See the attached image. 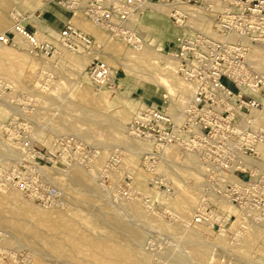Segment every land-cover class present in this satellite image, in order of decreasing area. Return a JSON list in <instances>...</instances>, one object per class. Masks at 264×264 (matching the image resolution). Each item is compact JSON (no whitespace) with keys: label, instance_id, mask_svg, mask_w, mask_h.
I'll use <instances>...</instances> for the list:
<instances>
[{"label":"rangeland","instance_id":"rangeland-1","mask_svg":"<svg viewBox=\"0 0 264 264\" xmlns=\"http://www.w3.org/2000/svg\"><path fill=\"white\" fill-rule=\"evenodd\" d=\"M27 7L29 10H27ZM16 9H19L24 17H27L34 12L35 15L42 20V30L44 33L53 38H56V34H58L59 31L70 21L79 30L93 39L94 45L92 49L87 52V59L93 57L97 52L102 56L100 60L106 61L108 58L107 64L111 63L110 65L113 70L118 71V81L115 90H111V92H108L107 90L97 91L91 84L87 74L86 68L88 66V61L86 62L87 64L85 63V68H82L79 59H77V63H74L69 60V57H67L72 55L75 58V56L79 55L84 59L83 55L80 53H70V50L68 51L67 49L63 51V54H66V56L58 55L54 52L53 56L48 57L47 60L44 61L45 58L33 57V55L29 53L27 46L24 47L19 45L18 41L13 45H2L3 49L7 51L5 53H0V82L4 84V88L0 91V108H6L7 110L5 111L7 114L0 116V166H3L6 171H10L17 165L16 159H18L19 153L12 143L10 144L14 149L12 150L13 153L10 155L4 154L8 147L6 146L3 132L4 124L9 121L10 118L16 116L17 119L26 120L30 127L29 132L35 142L34 145L38 150L43 151L44 153L48 152L49 148L52 146V142L57 137L74 136L78 141H81V144L85 147L84 155L77 150L76 147L67 143L65 145L63 144L64 146L58 149L57 154H63V156L68 157V159H65V161L60 159V163L57 165L52 163L48 164L47 168L59 169L58 172L61 171L59 173H62L64 178V175H67L69 170H71V166H78L79 170L83 171V173L86 172V174H89L90 170H93L91 171L92 173L90 172L93 175L90 176V174H87V176H89L92 181L95 178L93 185L95 184L98 190L96 193H87L85 189H83L85 187L78 188V186L70 182L68 177H66V180L61 177V179L64 180L62 182L63 184L65 182L67 183L68 178V184L65 183L62 185L60 184L61 181L57 184L58 182L55 183L52 176H47V174L46 176H39L38 173L27 167L18 166L17 173L21 180L35 191L42 193L47 190V185L49 184L55 188L57 186V189L62 190L65 196V205L58 208L53 207L56 208V210L51 211L50 213L69 214L71 216H69L70 218H67L65 222L52 216L37 218L35 221L36 234H33L31 233L32 228H27L31 217L33 216V211L29 207L24 206L21 202L7 200V194L3 193L2 189H0V264H59V261L61 262L60 264H63V260L67 257L66 255H68L69 252H72V247L84 248L77 252L79 257H91L94 253L88 251V247L85 248V245H78V236L76 232H85V234L91 235L95 238L113 234L118 243L121 245H129L133 240L131 231L134 229H139L140 231L145 230L143 231L145 236L141 244V251L147 254L150 259L153 258L151 264H168L169 262L171 264L177 258L180 261L179 264H200L201 262L196 261L194 258L190 245L187 246L189 238L182 235L183 227H185L186 224L181 222L178 209L173 208L171 204H166V201L159 202L158 199L155 198L156 195H154L155 191L163 194L165 193L167 195H165V200H167L166 197H168L169 203L173 198L177 197L180 192H182V187L184 185L183 181L185 180L183 178L182 180L180 176L177 175V172L172 170H158L157 164H159V161L154 165L155 169L157 168V171L153 172L151 167L149 168L148 165H146L145 155L138 159H134L124 147L122 148V146L119 145L120 148L118 146L116 143L118 141V136L102 126V121L105 118L110 116L112 118L116 117L115 114L119 112L121 106L126 105V103L137 107L138 105L145 103L146 106L157 109L168 107L169 99H163V96L166 95L165 89L158 83L156 77H136L135 72H137L138 69L131 61H127L130 70L126 73L125 69L121 66V64L124 63L123 60L125 59V54L123 53L115 58L111 53V50H109V47L122 46L124 47L123 50L126 51L130 49V45L117 39H109L108 32L95 25L92 18L87 16L85 12L80 11L78 13H72L66 8H62L55 3H46L44 0H0V19L3 18L6 21L5 27L0 28V34L12 28L14 22L10 15L16 13ZM48 10H51L55 14V17L53 14L47 13ZM74 14H76L75 19L72 21ZM85 21L94 25L95 28L98 29V32L96 34L85 32L81 26V23ZM24 23L29 31L41 40H44L45 42L47 41L55 51L57 50L55 44L36 34L35 27L31 24L30 20H25ZM169 23L171 22L169 21ZM171 26L174 29L172 23ZM52 32H55V36H53ZM177 35L178 34H173L174 37L171 36L170 46L167 45L166 47L167 54L169 53L173 40ZM44 66L45 68H42ZM82 71L85 72L83 73ZM20 95L24 97L22 107L27 109V114L21 113V105L18 106L14 102V98H17ZM10 106L12 108H10ZM87 112L89 114H87ZM90 113L99 117V119L102 120H100L101 123H98L97 125L94 124L95 126L92 124L91 126V123L85 120V115H90ZM116 115H118V113ZM132 117L134 118V116H131V119L125 123L126 129L124 131L126 132H128L127 127L132 121ZM99 124L101 125L99 126ZM36 130H38V132ZM75 130L77 131V134ZM36 132L43 133L45 136H52L53 141H50L51 143L49 142L47 144L42 143L37 139ZM64 132H68L69 134H64ZM70 133H72V135ZM85 135L88 137L85 138ZM14 153L16 156H13ZM114 153L120 155L121 161L118 165L111 167V165H109L110 159ZM182 156H184L183 153H181V157ZM5 157L9 158L4 159ZM1 159H3V161ZM74 159L76 160L73 161ZM7 161H9L10 164ZM138 171H143L147 175L145 182L140 185L135 183V177ZM153 177H160L162 179V184L164 186H162L161 189H156L150 184ZM125 178L130 181L129 183H131L133 187L134 196L131 199H128L130 201L119 199L116 193ZM48 179L50 181H48ZM180 185L181 187H179ZM72 186H76V188L73 187L74 189H72ZM9 188H15V190L21 192L16 187H6L4 189L6 190L5 192H7V190L9 191ZM201 189L202 187L199 188L200 191L198 190L199 192L197 191L196 193L197 200L200 199ZM21 195L27 200V202H32L37 208H42V210L46 211L52 210V207L42 206L40 205L41 203L26 197L23 193H21ZM102 196H104L103 198L106 199V201ZM147 196L153 202V210L150 206L145 205V199L148 198ZM99 197L107 204L99 201ZM107 200L108 202L111 201L110 204L113 205V207H111ZM131 200L133 202H138L139 204L141 203L142 207L143 205L147 206V208L149 207L151 211L154 214H158L160 218L155 217V219H153L154 217L152 218L150 216V220L148 219L146 222L139 221L142 223V225H140V223L135 220V211L128 208L129 206L130 208L132 207L131 204L133 202ZM127 204L130 205L125 207ZM66 205L68 209H65ZM103 205L107 206L109 212L117 217L116 221L110 219V217H105L102 214ZM123 205L125 206L123 207ZM195 210L196 208L191 212L193 216ZM119 213L120 215H118ZM121 213L124 215L125 220H123ZM193 216H190L189 218L190 224L192 223ZM158 218L160 220H157ZM133 219L135 221H131ZM235 220L236 216L234 215L231 223L228 225L230 228H227L229 232L226 231L227 233L225 232V235H223V237L231 244L235 242L233 240L235 239V231H241L245 234L244 229H241L243 227L239 225L232 226ZM159 221L161 222L159 223ZM162 222L166 224H163ZM132 223L134 225L138 223L136 228ZM161 223L166 226H163L165 227L164 229L160 226ZM169 227H171L170 229L172 231ZM173 227H176L175 230L177 229L176 231H179V234L172 229ZM191 227H194V224ZM257 228L260 230L258 229L259 232L257 230V239L254 240V243L252 242V247L247 249L242 242L237 243L238 241H236L235 244L237 243V247L235 250L238 252L233 254H224V252L217 251L215 248L213 249V254H217V256H215V260L209 264H264V228L263 225H259ZM173 231L176 233V236ZM211 231L218 235H220L221 232L219 228L214 229L212 226ZM55 235H59V238L56 239V237H54ZM10 236H12V240L16 238L14 240L15 243H10V241H12ZM221 236H219V238H222ZM56 240H58V248L54 249ZM51 243V246L48 245ZM12 244H17L16 246L19 248L12 246ZM65 244H69L70 246L69 251H67L66 254L63 252ZM149 244H151V247H149ZM177 245H179V247ZM36 250L42 252L40 253L41 257H38L39 255L37 254V256L34 253ZM155 258L157 260H155ZM192 260H194V262ZM71 264L81 263L73 261ZM201 264H208V262Z\"/></svg>","mask_w":264,"mask_h":264},{"label":"built area","instance_id":"built-area-1","mask_svg":"<svg viewBox=\"0 0 264 264\" xmlns=\"http://www.w3.org/2000/svg\"><path fill=\"white\" fill-rule=\"evenodd\" d=\"M62 8H80L87 16L104 27L109 36L137 47L140 42L130 28L131 17L145 6L161 7L170 22L181 30L173 40L169 57L177 74L193 90L182 123L176 124L163 109L148 107L128 124L129 133L153 144L145 155L148 167L154 171L159 155L169 146L182 152H193L202 165L203 186L195 210L194 225H211L227 230L234 215L219 205V198L235 206L241 213V227L264 218V65L255 58L264 52V0H44ZM13 27L0 35V44L13 45L24 41L35 57L53 56L54 48L40 41L28 30L25 21L13 13ZM59 42L75 53L92 49L93 39L71 24L58 33ZM91 84L97 91L115 90L118 71L94 57L87 67ZM4 84L0 82V91ZM22 95L14 98L22 107ZM164 100L168 98L164 95ZM22 107L21 113L27 114ZM4 137L18 150L13 170L0 166V189L16 187L26 197L42 206L63 207L64 192L52 185L42 193L24 183L17 167L46 176L48 164L57 165L58 149L66 143L83 155L85 147L74 136L57 137L48 152L40 151L26 120L16 116L4 126ZM64 144V145H63ZM74 159L73 161H75ZM114 153L111 167L120 163ZM124 179L116 191L119 199L134 196L132 184ZM150 184L161 189L162 179L153 177ZM152 201L145 205L152 209ZM227 219V220H226ZM237 221V217L235 222ZM234 222V223H235ZM151 247V244H149Z\"/></svg>","mask_w":264,"mask_h":264},{"label":"bare ground","instance_id":"bare-ground-1","mask_svg":"<svg viewBox=\"0 0 264 264\" xmlns=\"http://www.w3.org/2000/svg\"><path fill=\"white\" fill-rule=\"evenodd\" d=\"M27 10H29L28 7H27ZM67 10L72 12V13H78L80 11H83L80 8H73V9H67ZM15 11L17 12L18 15H21L23 17L24 21L25 20L31 21V24L35 27L36 34L38 36H40L41 38H46L49 42L56 45V47H57L56 53L58 55L66 56V54H63V51L67 50V48H65L59 42V35L56 34V38H53V37L46 35V33H44V31L42 30L43 25H42V20L40 17H37L34 12H32L29 16L24 17L21 14V12L19 11V9H16ZM75 15L76 14L73 15L72 21L75 19ZM11 16L13 18L15 16V14L12 13L10 15V17ZM167 19L168 18L165 14V11L161 7H159V6H145V7H143L139 12L135 13L131 17V20H130V28L132 29L133 33L135 34L137 40H139V42H140L139 46H137V47L130 46V49H128L126 51L123 50L124 47H122V46L121 47L113 46L111 48L109 47V50H111V53L115 56V58L119 57L123 53L125 54V57H124L125 59L123 60L124 63H122L121 66L125 69L126 73H128V71L130 70V68L127 64V61H131L137 66V69H138V71L135 72L136 77H140V78L141 77H146V78H155L156 77L157 78L158 83L165 89V92H166L165 96L169 99L168 100L169 106L168 107H162V109L171 115V117L173 118V120L176 124H180L184 119L185 109L191 101V98L193 95V90L189 86V84H187L177 74L176 67H175L173 61L169 57V54L166 53L167 45L170 46L171 36H173V34L179 35L181 33V30L178 29L176 26H174V29H173V27L171 26V23H169L170 20L168 19L169 20L168 21ZM68 24L73 25L70 21L68 22ZM94 24L97 25L98 27H101L102 29H104V27L99 25L96 21H94ZM5 25H6V21L3 18H1L0 19V28L5 27ZM73 26L76 27L75 25H73ZM81 26L85 30V32H87V33L96 34L98 32V29H96L94 25H92L86 21L82 22ZM3 33L4 32H2L0 35H2ZM52 33H53V36H55V32H52ZM38 39L42 42H45L44 40H41L40 38H38ZM109 39H113V38H111V36H109ZM18 43H19V45L26 47V44L24 43V41L19 39ZM2 45L3 44H0V53L1 52L5 53L7 50L3 49ZM70 53H71V51H70ZM80 54L83 55L84 59L79 55L75 56V58L72 55L67 56V57H69L70 58L69 60L74 62V63H77V59H79L80 65H82V68H85L87 61H88V65H89L90 61L94 57H97L99 59H101V57H102L99 52L95 53V55L93 57L88 58V59H87V52L80 53ZM79 57H81V58H79ZM43 58H45V57H42V59ZM255 58L257 59V61H259L260 65H264V52H257ZM45 60H47V58H45L44 61ZM107 60H108V58L106 59V61H104L106 64H107ZM108 64L107 65L113 70V68L110 65L111 63H108ZM43 65H44V63H43ZM42 68H45V66ZM113 72L115 73L116 70H113ZM2 93H4V92H2ZM10 108H12V107L10 106ZM146 108H148V106H146L145 103L138 105V107L130 105L129 103H126V105L121 106V108L119 109V112L116 111L118 113V115H116L117 114L116 113L115 114L116 117H114V118H112L110 116L108 118H105L102 121L101 119H99V117L95 116L94 114H91L92 113V111H91L90 115H87V114H89L87 112V114L85 115V120L88 121L89 123H91V126H92V124H93V126H95L98 123H101V121H102L103 124L105 125L104 126L102 124V126L106 127L105 129L109 130L110 132H112L118 136V141L116 142L118 144V146L121 145L122 148L124 147L126 149V151L133 156L134 159H138L139 157H142L144 155L151 153L154 149V146L151 142L146 141V140H142V139L138 138L137 136H135L129 132L124 131L126 129L125 123H127L131 119V116H134V117L137 116L139 113H141V111H143ZM5 110H7V109L6 108L5 109L0 108V116H4L7 114V112ZM17 112H18V110H17ZM100 125L101 124H99V126ZM72 127H74V126H72ZM73 129H75V128H73ZM52 130H54V129H52ZM36 131L38 132V130H36ZM77 131H79V130H77ZM77 131H76V134H77ZM3 132H4V130H3ZM37 132H36V137L42 143L47 144L50 141L51 142L53 141L52 136H50V135L45 136V135H43V133H40L41 131L39 133H37ZM65 133L66 132H64V134ZM66 134H69V133L67 132ZM70 134L72 135V133H70ZM86 137H88V136L85 135V138ZM82 138H83V136H82ZM5 143H6V146L8 147V149H6L7 151L4 154H9V155L12 154L13 153L12 150H14V149L12 148L11 144L6 139H5ZM105 148H106V146H105ZM260 149L264 153V146H261ZM180 151L181 150L177 146H169V147L165 148L164 151L161 152V154L159 155V160H158L159 164H157V165H158V170L159 169L172 170L174 172H177V175H179L181 179L183 178L185 180V181H183L184 185L182 184L183 185L182 192L179 191L180 194H178L177 197L173 198L169 203H168V201H169L168 197H166L167 200H165V195H166L165 193L163 194L161 192L155 191L154 195H156L155 198L158 199L159 202H165L166 201L167 202L166 204H168V205L171 204V206H173V208L178 209L181 222L186 224V226L183 227L182 235L189 238V241H187V240H185V241L189 242V243H187V246L190 245L196 261H199L201 263H207L208 262V264L212 263L215 260V256H217V254L216 255L213 254V249H215V248H216L215 250L222 251V252H224V254L225 253H227V254L232 253L233 254L235 252H238L237 250H235V248L237 247V243H239V242H242L243 245L245 246V248H247V249L252 247L253 246L252 242L254 243V240L257 239L256 238L258 235L257 233L260 230L259 228H257V226L263 225V228H264V218L261 221L246 225L243 228H241V229H244L245 234L242 233L241 231H237V232L235 231V235H234L235 239H233V240L235 242L238 241L236 244H235V242H233L231 244L229 241H227L223 237V235H225L224 233L228 230H226V231L221 230L220 235H218V234H215L214 232L211 231V225H198V226L194 225V227H191L193 225V223H191L192 225L190 224L189 218H190V216H193L191 214L192 210L194 208H197V206L199 204V200H197V196H196L197 194L196 193L199 190V188H201L203 186L204 171H203L202 165L200 163V160H199V157L197 156V154H195L193 152H182V151L180 152ZM181 153H183V155H184L182 157H185V158L181 157ZM130 154H128V155H130ZM13 156H16L15 153ZM6 158L7 157H5L4 159H6ZM1 160L3 161V159H1ZM7 162L9 163V161H7ZM4 164H6V163H4ZM146 165H147V163H146ZM58 170L59 169H55V168H49V169L44 168L43 172L46 173L47 176L48 175L50 177L52 176L55 183L58 182L57 184H59L60 183L59 181H61L60 184L64 185L66 182L64 184L62 182L64 180H66V177H68L70 179V182L74 183L76 186H78V188L85 187L83 189H85V191L87 193H96L97 192L98 189H97L96 185L95 184L93 185V183L95 182L94 181L95 178L93 177L94 180L92 181L91 178L89 176H87L88 173L87 174H86V172L83 173V171L79 170L78 166H74V167L71 166V170H69V173L67 172L68 174L64 175L65 178L63 177L62 173L61 174L59 173L61 171L58 172ZM91 171H93V170H90V172ZM155 171H157V168L156 169L154 168L153 172H155ZM90 172H89L90 176L93 175V174H91L92 172L91 173ZM60 175H62V176H60ZM59 176H60V178H59ZM61 177H63L64 180H62ZM68 178H67L66 184H68V182H69ZM146 178H147V175L143 171H138L137 175L135 177V183L137 185L143 184L145 182ZM180 178H178V179H180ZM48 181H50V180L48 179ZM76 186H72V189L76 188ZM179 187H181V185ZM56 188H57V186H56ZM2 191H3V193L7 194V197H8L7 200H13V201L21 202L24 206L29 207L33 211V216L31 217V219L29 221L30 225L29 224L27 225L28 229L32 228L31 233H33V234L34 233L36 234L35 221L37 218H40V217L44 218V217L52 216V217H56L57 219L63 220L65 222V220H67V218H70L69 216H71L69 214L66 215V214H59V213H57V214L50 213L51 211L56 210V208H53V207H52V210H49V211L42 210V208L41 209L37 208L36 206H34V204H32V202H27V200H25V198H23V196L21 195V192L15 190V188L14 189L9 188V191L7 190V192H5L6 190H4V189H2ZM100 197L98 198L99 201H101V202H104V200L106 201V199L103 198L104 196H102V198L104 200L103 199L101 200ZM135 200H136V198H135ZM128 201H130V200H128ZM107 202H108V200H107ZM110 202H108V203L110 204ZM218 202H219V205L222 208H224L226 210V212H228L229 215H235L237 217V221L232 226H235L236 224H241L240 223L241 213L237 207L232 206L231 204L227 203L223 198H219ZM105 204H107V203H105ZM130 204H131V202H130ZM130 204H127V206H125L126 205L125 204V205H123V207L124 206L128 207V205H130ZM131 206H132L131 208H130V206L128 208L135 211L136 222L137 221L138 222L139 221L140 222H146V221H148L150 216L152 218L154 217L153 219H155V217L156 218L159 217V215L154 214L149 207L147 208V206L143 205V207H144L143 208L141 206V203L139 204L138 202H133L131 204ZM65 207H66L65 209H68L67 205ZM111 207H113V205H111ZM59 209H63V208H59ZM124 210H125V208H124ZM102 214L105 217H110V219H112V220H115V221L117 220V217L114 216L111 212H109V209L107 208V206L103 205ZM118 215H120V213ZM121 216L123 217V220H125L124 215H122V213H121ZM159 218L157 220H160ZM135 220L133 219L131 221H135ZM160 222L161 221H159V223ZM133 223H132V225H134ZM162 223L160 224V226H162V228L164 229L166 226L162 225ZM163 224H166V223H163ZM136 225H134L135 228H136ZM140 225H142V223H140ZM169 225H170V223H169ZM163 226H165V227H163ZM170 228L171 227H169V229ZM175 228L176 227H173L172 229L175 230ZM228 228H230V227H228ZM257 230H258V232H257ZM143 231H145V230H143ZM143 231H140L139 229L132 230L131 234H132L133 240H132L131 244H129V245H121L120 243H118V241L115 240V236L113 234H108L107 236H100V237L95 238V237H92L91 235L85 234V232H83V233L82 232L81 233L76 232V234L78 236L77 237L78 245H82V246L85 245V248L88 247V251H92L94 253V255L91 257L85 256V258H84V256L79 257L77 255V252L83 250L84 248L72 247L73 248L72 252H69V254L66 255L67 257L65 258V260H63V264H71L73 261H77L78 263H81V264L82 263L83 264H151L153 258L150 259L147 256V254H145L141 251V244H142V241H143L144 236H145V233ZM177 232L179 234V231H176V233ZM4 233H6V232H4ZM173 233H175V232L173 231ZM176 233H175V236H176ZM221 234H222V236H221ZM261 234H262V232H261ZM175 236H174V238H175ZM184 236H183V238L185 239ZM219 236H221L222 238H219ZM54 237H56V239H57V238H59V235H55ZM10 238H11V240L13 239L12 236H10ZM183 238H181V239H183ZM14 240H12V241L9 240V241H10V243L11 242L15 243ZM16 242H18V241H16ZM174 242H176V241H174ZM211 244H213V245H211ZM16 245L17 244H14V245L12 244V246H14V247ZM48 245L51 246L52 243L48 244ZM177 246L179 247V245H177ZM16 247H18V246H16ZM20 247H21V245H20ZM145 247H144V249H145ZM57 248H58V240H56L55 246H54V249H57ZM69 248H70L69 244H65V246L63 248V252L66 254L67 251H69ZM34 253L36 255L38 254L39 255V256L37 255L38 257H41L40 253H42V252H39L36 250ZM43 254H42V257H43ZM80 255H82V254H80ZM221 255H223V254H221ZM45 257H47V256H45ZM46 259H48V258H46ZM155 260H157V259L155 258ZM192 261L194 262V260H192ZM179 262L180 261L177 258L171 264H179ZM60 263L61 262L59 261V264ZM182 263H183V261H182ZM168 264H170V262Z\"/></svg>","mask_w":264,"mask_h":264},{"label":"crops","instance_id":"crops-1","mask_svg":"<svg viewBox=\"0 0 264 264\" xmlns=\"http://www.w3.org/2000/svg\"><path fill=\"white\" fill-rule=\"evenodd\" d=\"M47 13H51V14H53L54 17H55V14H54L51 10H48ZM43 19H44V18H43ZM44 21H45V19H44Z\"/></svg>","mask_w":264,"mask_h":264}]
</instances>
